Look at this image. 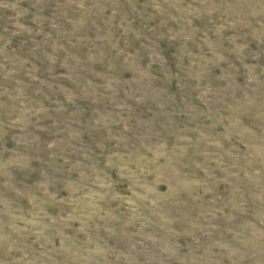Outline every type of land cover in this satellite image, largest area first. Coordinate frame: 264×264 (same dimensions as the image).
<instances>
[{"label":"rangeland","instance_id":"obj_1","mask_svg":"<svg viewBox=\"0 0 264 264\" xmlns=\"http://www.w3.org/2000/svg\"><path fill=\"white\" fill-rule=\"evenodd\" d=\"M0 264H264V0H0Z\"/></svg>","mask_w":264,"mask_h":264}]
</instances>
